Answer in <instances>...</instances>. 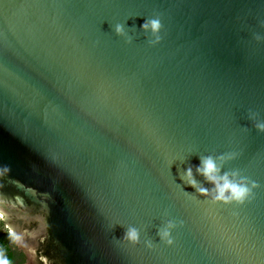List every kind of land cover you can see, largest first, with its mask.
<instances>
[{
    "label": "water",
    "instance_id": "water-1",
    "mask_svg": "<svg viewBox=\"0 0 264 264\" xmlns=\"http://www.w3.org/2000/svg\"><path fill=\"white\" fill-rule=\"evenodd\" d=\"M258 125L264 0H0V219L26 264H264ZM207 157L249 202L198 192Z\"/></svg>",
    "mask_w": 264,
    "mask_h": 264
},
{
    "label": "clouds",
    "instance_id": "clouds-1",
    "mask_svg": "<svg viewBox=\"0 0 264 264\" xmlns=\"http://www.w3.org/2000/svg\"><path fill=\"white\" fill-rule=\"evenodd\" d=\"M144 29L150 28L155 35L160 29V22L158 20L150 21L145 23L142 26ZM117 33H121V28L117 26ZM156 40H159V37H156ZM261 130H264V125H258ZM220 160L226 159L225 157H220ZM199 173L204 175L206 179L212 182L214 187V194L210 193L208 190L203 188H198V192L201 195H211L212 203L222 202L224 204H236L237 206L244 205L246 202H249L252 198L253 190L258 188L259 185L246 177H242L239 180L229 179V174H224L223 176H218L219 167L216 165L215 161L211 157L204 158L201 161V166L197 169ZM7 173V169L0 170V177L4 176ZM232 177H236L238 173H232ZM188 182L196 187L195 181L192 180L191 169H188L186 172ZM227 193V195H226ZM175 227L172 222H169L166 227L160 231L159 235L162 243L165 246H172L174 243L173 238L170 235V230ZM125 239L130 241L133 244L138 243L139 234L136 229H129L126 233ZM151 248V245H148Z\"/></svg>",
    "mask_w": 264,
    "mask_h": 264
},
{
    "label": "trees",
    "instance_id": "trees-1",
    "mask_svg": "<svg viewBox=\"0 0 264 264\" xmlns=\"http://www.w3.org/2000/svg\"><path fill=\"white\" fill-rule=\"evenodd\" d=\"M25 253L18 248L15 236L0 219V264H26Z\"/></svg>",
    "mask_w": 264,
    "mask_h": 264
}]
</instances>
